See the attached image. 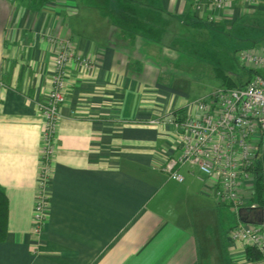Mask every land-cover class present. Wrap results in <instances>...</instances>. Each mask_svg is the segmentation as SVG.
<instances>
[{"label":"crops","instance_id":"0c3cea01","mask_svg":"<svg viewBox=\"0 0 264 264\" xmlns=\"http://www.w3.org/2000/svg\"><path fill=\"white\" fill-rule=\"evenodd\" d=\"M122 1L104 12L87 0H0V186L8 198L0 264H264L248 260L222 219V205L234 208L233 227L264 216L255 201L259 136L241 213L206 190L198 167L181 166L183 181L161 168L180 154L167 122L187 104L193 78L180 60L212 31L264 46V0L204 11L196 6L202 0ZM68 39L94 65L71 63L64 77L50 212L37 237L45 122L38 104L51 88L58 40ZM241 65L242 72L214 68L221 85L209 98L229 88L217 70L232 82L247 79L251 70Z\"/></svg>","mask_w":264,"mask_h":264},{"label":"built area","instance_id":"2783aa9c","mask_svg":"<svg viewBox=\"0 0 264 264\" xmlns=\"http://www.w3.org/2000/svg\"><path fill=\"white\" fill-rule=\"evenodd\" d=\"M232 1L202 0L196 6L201 11L206 7L222 10ZM58 45L48 97L38 104L45 122L33 208L32 232L37 237L42 235L50 212L57 124L65 100L62 90L64 77L71 63L85 69L94 65L91 58L74 50L71 40H58ZM239 60L252 71V77L245 86L221 88L213 97L187 103L183 107L185 119L181 123L173 115L168 118L167 122L177 130L180 154L166 157L161 168L171 178L183 181L181 166L198 167L209 179H206V190L211 191L219 203L234 204L241 213L247 202L240 190L251 178L250 171L259 159L257 136L264 147V50L257 53L242 51ZM228 238L235 243L258 248L264 259V217L260 222H247L231 228Z\"/></svg>","mask_w":264,"mask_h":264},{"label":"rangeland","instance_id":"374dc122","mask_svg":"<svg viewBox=\"0 0 264 264\" xmlns=\"http://www.w3.org/2000/svg\"><path fill=\"white\" fill-rule=\"evenodd\" d=\"M87 1L97 3L104 12L112 11V8L108 9V2L112 0ZM122 3V0H115V5H121ZM231 38L232 36L224 39V34H222V32L215 31H212L211 36H197L194 40L195 46L188 49L189 55H187L186 59L182 58L180 60L179 64H184L189 75L193 77L191 78L192 82L189 81V86H187L190 88V90H188V104L203 98H209V94L213 93L220 87L221 83L215 77V67L219 66L225 69H233L237 72L243 71L240 60L235 57V49L255 53L264 50V46L261 45L262 42H259L260 40L253 38V40L237 42L236 39ZM183 82L187 84L186 80ZM247 204L248 203H246V206ZM235 217V210L233 207L222 205V219L224 218L226 221L225 229H227V234L236 224L237 217ZM261 217L262 216L259 215V218Z\"/></svg>","mask_w":264,"mask_h":264},{"label":"trees","instance_id":"16d2710c","mask_svg":"<svg viewBox=\"0 0 264 264\" xmlns=\"http://www.w3.org/2000/svg\"><path fill=\"white\" fill-rule=\"evenodd\" d=\"M249 76L246 80L239 82H232L227 76H222V70H217V75L228 85L229 88H239L245 86L252 77V72L248 71ZM171 115L176 118L178 122H183L185 119L184 108L174 111ZM259 173L256 175L255 181V201L260 207L264 209V171L262 166H258ZM8 218V198L4 189L0 186V238L5 236L7 230ZM246 255L250 261H258L263 258L261 251L253 246H246Z\"/></svg>","mask_w":264,"mask_h":264},{"label":"water","instance_id":"95a60500","mask_svg":"<svg viewBox=\"0 0 264 264\" xmlns=\"http://www.w3.org/2000/svg\"><path fill=\"white\" fill-rule=\"evenodd\" d=\"M263 160H264V150H263Z\"/></svg>","mask_w":264,"mask_h":264},{"label":"flooded vegetation","instance_id":"af4514ba","mask_svg":"<svg viewBox=\"0 0 264 264\" xmlns=\"http://www.w3.org/2000/svg\"><path fill=\"white\" fill-rule=\"evenodd\" d=\"M263 169H264V160H263Z\"/></svg>","mask_w":264,"mask_h":264}]
</instances>
